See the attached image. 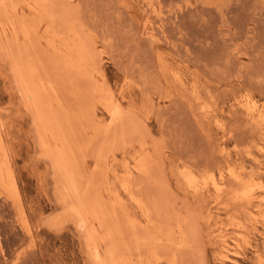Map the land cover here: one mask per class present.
<instances>
[{
    "label": "rangeland",
    "instance_id": "1",
    "mask_svg": "<svg viewBox=\"0 0 264 264\" xmlns=\"http://www.w3.org/2000/svg\"><path fill=\"white\" fill-rule=\"evenodd\" d=\"M33 1L43 0H6L0 11V122L17 189L0 185V264H99L3 48L24 19L39 29L32 56L56 88L47 100L72 142L75 185L115 211L127 255L137 239L151 248L138 264L264 262V221L251 215L264 196V0H49L42 16L29 14ZM142 159L147 174L135 169ZM126 167L151 200L150 224L123 189ZM93 224L104 264H115L113 241Z\"/></svg>",
    "mask_w": 264,
    "mask_h": 264
},
{
    "label": "bare ground",
    "instance_id": "2",
    "mask_svg": "<svg viewBox=\"0 0 264 264\" xmlns=\"http://www.w3.org/2000/svg\"><path fill=\"white\" fill-rule=\"evenodd\" d=\"M49 3H50L49 0L30 2L28 4L29 14L30 15H37V16H39V15L42 16L44 14H46V15L50 14V7H49L50 4ZM6 8H9L7 3H6V0H0V11L4 10ZM15 10L17 11L18 9H15ZM5 12H3V13H5ZM3 13H2L1 18H3V15H5ZM25 21H28V20L24 19V21H23L24 23L23 24H22V22L20 23V28H19L18 32L15 31V34H13V35L5 34V36H3L2 40H4L6 42L3 48H5L7 50V52L9 53V55L11 56V61L14 64L15 76L19 79V82L24 89V96L26 98V102H27L29 108L31 110H33L35 113V119L39 125L41 147L44 148L53 158V160H54L53 162L55 163V165L59 169L60 175L63 178L64 182L66 183L65 179L68 180V186L65 188V191L68 192L70 198H72V200H73V203L65 202V204L69 208L70 212L76 213L82 219V223H83L82 227L84 228L85 232L89 235V238L91 240L90 244L92 245V249H93L94 260L97 263L104 264L105 262H108V261L106 260L105 255L101 252L102 251L101 250V244L97 243L98 241L96 242V240H93L94 234L97 231V230L93 229V227H96V226H94L93 221L97 222L98 230H100V231L103 230L106 232V240L107 241H113V243L110 245L109 250H108V256L110 258L109 261H112L115 264H135V262H136L135 261L136 257H134V255H135L138 258V262H136V264L142 263L143 260L145 259V258H143V255H142L145 253L144 248H146V249L149 248L148 250H150L151 248L149 246L148 247L144 246L142 248V246L144 244L143 240L137 241V239L135 238L136 239V243L134 246L135 252L133 251V254H132V252H131L132 247L131 246H133V245L131 244V246H130V244H128L129 246H127V247H131L130 248L131 254L128 256L127 252L129 249L126 248V246L124 247L122 240H120L119 238H114L115 234H118V231L120 229H122L121 224L118 225V226H120V229L117 226V221L115 220V218H116L115 211H113V210L108 211L109 207L105 208L102 205L103 200L100 198L99 192L96 190V188L93 189V187H92V190H91L90 189L91 186L89 187V185H88L89 188L86 186L87 187L86 189H88V190H86L84 193H82L81 190L75 185L77 174L72 169V166L74 164H72V166H71L72 159L74 157V150L72 147V142L69 139V136L65 133V129L63 127L65 124L62 125L60 119L58 118V116L54 112L53 104L51 103V101L47 100V98H49V94L52 93V95H53V93L56 92V88L53 85V82H50V80L47 81V79H45V76L44 77L41 76V73L39 71L40 61H39V65H38V62H37V60H35L36 58L34 57V55L32 56V53L36 54L35 52H33V49H32L33 48L32 39H33V37H35V35H37L39 33L38 32L39 29H38V27H35L34 22H33L34 23V26H33V24H30L29 22L28 23L30 25H26ZM30 22H31V20H30ZM51 26H53V25L51 24ZM1 28L3 29V23H2ZM13 28L14 27L12 26V29ZM15 29H16V27H15ZM34 39H36V38H34ZM71 45L73 46L74 44H71ZM75 46H77V45H75ZM35 51H37V48L35 49ZM57 58H58V56H57ZM65 66L67 68L75 67V65L73 66L72 64H70L68 62H66ZM52 95L50 96L51 98H52ZM57 102L59 104V107H62L61 102L60 101H57ZM113 104H115V102H113ZM105 107H106L107 111L110 113V115L112 117L111 119L113 121H117L118 119L121 118L120 109L111 108V106H109V105H105ZM58 113L60 115L62 114L60 111H58ZM68 117H69V115H68ZM61 118H62V120L65 119V118L63 119V117H61ZM68 119H66V120H68ZM2 130H3V125L0 122V150H1L2 155H3V163H0V185H4L5 181L7 179V183H8V181H9V183H11V187L9 188V192L17 194V189H16V185L14 182V177H13V170H12V168L8 162L9 155H8V151H7L5 142H4L3 137H2L3 136ZM74 167H75V165H74ZM98 168H100V167H98ZM135 169L140 174H147L149 172V166H148L147 160L146 159L139 160ZM230 175L233 179H239L240 174L238 175V172H237L236 167H235V168L230 169ZM133 177H134L133 171L130 168L126 167V176L122 180L123 189H124L126 195L128 196V198L133 203H135L137 208L140 210V212L142 213V216L146 219L147 224H150L154 220V217H153L154 215L152 216L151 209H150V206L152 207L153 205H150V206L148 205L147 202L151 201L150 198H148V196H147V199H149L148 201L145 198H143L144 199L143 200L139 197L142 195L143 192L142 193L139 192L140 193V194L138 193L139 195L137 194L138 190L136 189L137 186H135L136 180L133 181L134 180ZM211 184H212L214 191L218 195V198H220L224 192L223 183L219 182L216 178L212 177L211 178ZM253 191H254V189L252 190V192ZM244 192L245 193L242 192L243 193L242 200L245 202V204H247L249 206L251 204L252 198L250 197L249 193H247L246 191H244ZM82 196L84 198L83 199L84 202H83V200H81ZM143 196H144V194L142 195V197ZM120 200H121V197L116 194V198L114 199V203H112V206H116V204H118L117 202H120ZM145 200H146V203L148 206L146 205ZM66 201H69V200H66ZM74 202L79 203L78 206ZM250 206H249V208H251ZM255 209H256L255 210L256 213L251 212V215L254 216L255 218L257 217L258 221L259 220L264 221V196L259 199V205ZM118 210H116V211L118 212ZM155 211H156V209L152 211L153 214L155 213ZM118 214H120V212ZM120 216H122V215H120ZM124 216H126V215H124ZM261 217H263V218H261ZM118 218H120V217H118ZM127 219H128V217H127ZM129 220L130 219H128V223H125V221L123 223H125V225L127 226V224H130ZM118 222L122 223V221H119V220H118ZM26 226L27 227L29 226L28 222L26 223ZM132 228L135 229L134 223H132ZM139 228L140 227L138 226V229ZM141 230H139V232H144ZM100 231H99V234H100ZM121 232L123 233L122 230H121ZM147 233L145 232V234H147ZM152 235L153 234H151L149 236L152 238ZM151 238H150V241H151ZM95 239H96V237H95ZM154 239H153V241L155 242L156 239L155 240ZM134 242L135 241H133V243ZM141 243H143V244L141 245ZM125 244H127V243H125ZM147 244L148 243L146 241V245ZM156 244H157L156 246H158V247H163V245H164V244H162V246H159L158 243H156ZM154 249H157V250H155L156 253L159 250L158 248H154ZM162 249H160V250H162ZM222 249L224 252H227V253L230 251L227 247H223ZM123 251H125L126 253ZM163 251H165V253H166V250L163 249ZM163 251H161V252H163ZM119 253H121V254L125 253L127 255V257H120ZM134 253H136V254H134ZM158 255H159V253H158ZM163 255H165V254H163ZM226 258L228 259L227 256H226ZM258 258H259L261 264H264L263 258L260 254H258ZM178 259H180V258L178 257Z\"/></svg>",
    "mask_w": 264,
    "mask_h": 264
}]
</instances>
